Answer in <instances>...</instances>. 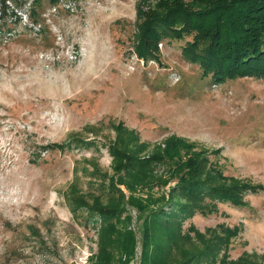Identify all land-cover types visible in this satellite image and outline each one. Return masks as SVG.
I'll use <instances>...</instances> for the list:
<instances>
[{"label":"rangeland","instance_id":"rangeland-1","mask_svg":"<svg viewBox=\"0 0 264 264\" xmlns=\"http://www.w3.org/2000/svg\"><path fill=\"white\" fill-rule=\"evenodd\" d=\"M32 1L0 0V264H95L101 215L89 205L115 204L119 190L140 264L144 213L130 197L168 212L179 181L160 163L128 188L117 148L154 156L173 136L263 186L242 205L196 211L183 230L210 238L239 226L229 258L264 264V76H205L183 54L191 37L153 40L140 55L157 0H61L40 23Z\"/></svg>","mask_w":264,"mask_h":264},{"label":"trees","instance_id":"trees-1","mask_svg":"<svg viewBox=\"0 0 264 264\" xmlns=\"http://www.w3.org/2000/svg\"><path fill=\"white\" fill-rule=\"evenodd\" d=\"M60 2L33 0L32 17L40 23L41 8L56 7ZM154 7L143 25L141 44L137 45L140 55L146 53L141 47L153 40L191 37L183 45V54L198 63L205 76L217 81L236 76H264V0H157ZM117 150L120 153L117 158L121 160L119 170H124L126 175L119 181L128 188L148 183L160 163L169 165L171 177L179 181L173 189L172 208L168 212L165 204L152 208L154 200L144 203L130 197L144 213L140 264H215L223 250L221 264H259L252 255L236 260L229 258L230 243L241 227L223 225L220 231L213 229L210 238L201 232H196L197 238H194L190 230H183V222L196 211H216L221 202L242 205L248 192L263 190L261 184L227 175L220 164L211 162L206 148H197L195 143L182 137H171L166 148L149 157H140L135 151ZM119 192V197L112 198L117 201L115 204L89 205L101 215L95 264H131L134 256L135 236L132 231H123L129 218L123 220L125 197L122 190ZM159 230L163 236L157 239Z\"/></svg>","mask_w":264,"mask_h":264}]
</instances>
